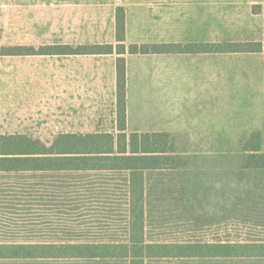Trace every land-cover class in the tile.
I'll use <instances>...</instances> for the list:
<instances>
[{"label": "rangeland", "instance_id": "obj_1", "mask_svg": "<svg viewBox=\"0 0 264 264\" xmlns=\"http://www.w3.org/2000/svg\"><path fill=\"white\" fill-rule=\"evenodd\" d=\"M172 5L175 21H181L176 30L188 38L172 44H198L210 51L172 54L178 59L174 67L179 76L177 82L173 77L172 91L179 94L181 120L174 119L173 133H168L175 145L174 168L144 175L146 239L169 244L264 241V168H247L250 153L244 149L254 135L264 139V52L212 50L226 43L264 46V0H172ZM217 93L224 108L236 113L218 138L211 121ZM129 180L127 172L105 170L0 172L2 249L27 247L31 248L27 252L39 253L32 247L126 243L131 223ZM0 264L126 262L30 259ZM149 264H264V260L167 259Z\"/></svg>", "mask_w": 264, "mask_h": 264}, {"label": "crops", "instance_id": "obj_2", "mask_svg": "<svg viewBox=\"0 0 264 264\" xmlns=\"http://www.w3.org/2000/svg\"><path fill=\"white\" fill-rule=\"evenodd\" d=\"M119 8L126 11L127 48L188 39L176 30L181 21H175L172 0H0V136L31 137L51 146L61 135L118 133L121 57L126 61V132L173 133L174 119H181L179 94L172 91L178 59L172 54L61 52L117 47ZM7 49L19 51L1 52ZM224 104L217 93L211 111L216 138L236 115Z\"/></svg>", "mask_w": 264, "mask_h": 264}, {"label": "trees", "instance_id": "obj_3", "mask_svg": "<svg viewBox=\"0 0 264 264\" xmlns=\"http://www.w3.org/2000/svg\"><path fill=\"white\" fill-rule=\"evenodd\" d=\"M117 47L82 46L65 47L61 52L72 54H113L125 55H163L183 53H205L208 48L198 44L183 47L178 44L125 45L126 11L117 10ZM197 48V50H196ZM196 50V51H195ZM216 53H254L264 52L262 44L226 43L216 45ZM19 50L7 49L2 53ZM117 111L118 134L96 133L85 136L61 135L51 146L28 137L0 136V172L7 171H110L127 172L130 176L131 223L129 239L126 243L37 245L15 247L18 250L2 249L3 260L21 261L30 259H81L105 261L120 259L126 264H149L152 260H264V241L254 242H216L213 244H169L150 243L145 234V173L147 171L174 168L175 145L167 133L128 134L126 131V61L119 58L117 63ZM250 153L247 168H264V139L254 135L245 145ZM14 248V249H15ZM13 250V251H11Z\"/></svg>", "mask_w": 264, "mask_h": 264}, {"label": "built area", "instance_id": "obj_4", "mask_svg": "<svg viewBox=\"0 0 264 264\" xmlns=\"http://www.w3.org/2000/svg\"><path fill=\"white\" fill-rule=\"evenodd\" d=\"M118 2H122V0H118Z\"/></svg>", "mask_w": 264, "mask_h": 264}]
</instances>
